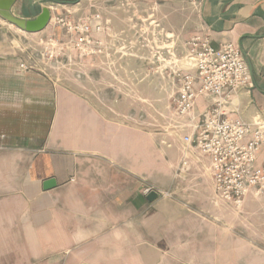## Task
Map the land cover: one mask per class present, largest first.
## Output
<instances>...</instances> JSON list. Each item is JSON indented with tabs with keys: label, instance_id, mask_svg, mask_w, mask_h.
Here are the masks:
<instances>
[{
	"label": "crops",
	"instance_id": "0c3cea01",
	"mask_svg": "<svg viewBox=\"0 0 264 264\" xmlns=\"http://www.w3.org/2000/svg\"><path fill=\"white\" fill-rule=\"evenodd\" d=\"M121 1L16 0L11 11L33 19L48 7L51 21L39 33L59 36L60 13L79 19L97 11L93 4L106 7L118 37L111 42L126 48ZM130 1L156 13L178 46L181 31L185 45L197 34L236 44L254 86L231 98L230 116L264 121V0ZM0 20V264H264L259 237H246L244 218L215 197L209 158L189 151L191 170L178 172L182 138L205 120L211 97L197 100L193 120H176L177 136L154 131L127 114L131 101L105 103L84 86L56 83L51 66L49 75L23 70L26 47H35L25 34L37 33ZM128 56L95 58L112 62L114 77L132 78ZM147 188L158 196L148 199Z\"/></svg>",
	"mask_w": 264,
	"mask_h": 264
},
{
	"label": "built area",
	"instance_id": "2783aa9c",
	"mask_svg": "<svg viewBox=\"0 0 264 264\" xmlns=\"http://www.w3.org/2000/svg\"><path fill=\"white\" fill-rule=\"evenodd\" d=\"M93 6L97 7L95 13L79 19H75L69 10L56 16L54 24L63 30V34L40 37L35 47H26L28 58L22 59L21 68L49 75L50 62L65 56L66 52L76 51L81 57L104 55L107 59L115 53H127L124 45L118 47L111 42L118 37L110 19L104 17L107 9ZM121 6L123 9L138 8L130 0L123 1ZM132 21V17L122 20L128 31L135 28L130 26ZM186 48V69L175 66L172 71L178 88L173 99L177 121L193 120L197 100L201 97H211L213 104L205 120L182 138L184 154L178 172L191 170L188 152L198 150L210 160L215 197L241 211L250 193L264 189V163L257 164L264 145V121L248 122L240 116H230L237 111L231 107V98L254 86L251 72L241 49L233 42L214 45L209 35L197 34L187 40ZM112 64H109L110 70ZM55 81L58 83L59 80ZM181 126L177 125V128ZM150 190L147 188L145 193Z\"/></svg>",
	"mask_w": 264,
	"mask_h": 264
},
{
	"label": "rangeland",
	"instance_id": "374dc122",
	"mask_svg": "<svg viewBox=\"0 0 264 264\" xmlns=\"http://www.w3.org/2000/svg\"><path fill=\"white\" fill-rule=\"evenodd\" d=\"M125 9L127 10L123 15L125 14L127 18L132 17L133 21L129 23L131 27H135L131 31H127V40L124 43L125 51L131 59L126 65L137 70V74H134L132 78L124 77L123 73L114 77L112 71L107 68V62L101 61L100 67L95 55L81 57L76 51L66 52L65 56L51 61V74L56 76L55 78L59 80L58 83L66 82L73 87L79 85L81 89L84 86L91 97L93 90L95 98H99L101 102L131 101L136 106H132L129 111L126 109L127 114L147 119L149 129L154 131L159 129L168 135L177 136V128L174 125L177 118L173 110L176 84L174 85L172 71L175 66L186 69L182 63H185L186 45L184 43L186 38L184 37L187 35V31H181L180 45L178 46L176 41L172 42V37L166 33L156 13H149L150 10L141 12L138 8L125 7ZM105 11V13L110 12V10ZM122 17L124 18V16ZM128 32L130 36H128ZM25 35V38L23 37L25 44L35 46L40 37L48 34ZM121 64L123 69L125 65L123 62ZM98 67L102 72L97 70ZM94 70L97 72L92 73ZM99 78L101 84H98ZM155 85L158 89L162 88L161 92L158 90V93H155ZM116 112L119 111L116 110ZM252 197L253 202L244 205L242 211L231 210L232 213H237L244 218L245 236L251 238V236L256 237L257 235L259 239L254 241L264 249V189ZM216 208L225 209V206L217 205Z\"/></svg>",
	"mask_w": 264,
	"mask_h": 264
},
{
	"label": "water",
	"instance_id": "95a60500",
	"mask_svg": "<svg viewBox=\"0 0 264 264\" xmlns=\"http://www.w3.org/2000/svg\"><path fill=\"white\" fill-rule=\"evenodd\" d=\"M16 0H0V19L11 23L25 31L27 33H39L47 28L51 21V10L48 7H44L39 15L33 19H26L14 15L11 8ZM53 181H48L46 185H53ZM158 194L151 192L148 195V199L152 200L156 198Z\"/></svg>",
	"mask_w": 264,
	"mask_h": 264
}]
</instances>
